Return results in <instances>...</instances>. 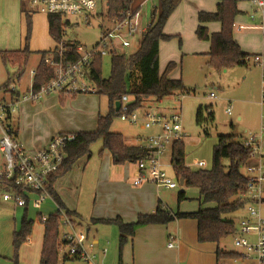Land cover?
Here are the masks:
<instances>
[{
    "label": "rangeland",
    "instance_id": "374dc122",
    "mask_svg": "<svg viewBox=\"0 0 264 264\" xmlns=\"http://www.w3.org/2000/svg\"><path fill=\"white\" fill-rule=\"evenodd\" d=\"M144 0H138L136 7L141 6ZM160 0H147L139 7L141 12V23L147 27L152 19L154 6L159 9ZM6 0H0V101L3 98H10V92L3 89L6 82L13 84L15 88L24 93L32 84V72L36 69L41 60V53H31L27 63L2 62L1 52L10 50L8 46H21L13 50L25 49L27 37L26 17L20 16L13 8L8 9ZM217 0H182L178 7L169 16L164 27V33L169 38L161 40L159 52L160 71L164 72L170 62L175 66L169 73L170 78L181 79L185 90L174 91L171 95L159 100L151 97L143 101L140 108L136 110L139 118H142L146 112H180L183 118L185 131L184 141L185 164L193 166L194 162H202L205 167L200 169H209L212 165V152L219 135L236 134L239 137L248 135L249 132L259 133L264 126V119L261 117L260 100V71L261 67L253 61V56L264 52V29L257 27L260 24V17L251 19L252 5L249 2H238L244 4L246 9L240 11L235 16L233 24V38L238 42L241 50L250 55L246 65H235L229 67H217L210 61L209 52L211 42L200 39L197 35L199 25L198 12L206 10L216 11ZM23 5L30 13L32 28L28 43L30 51H46L45 45L49 35L47 29L46 15H40L30 11V4L24 0ZM107 0H104L99 8L101 16H96L86 24L80 16L68 15L69 25L65 27L63 37L67 41L78 42L84 46V49L91 50L100 40L102 29L109 26L106 18ZM13 13H18L16 17ZM66 18H64L65 21ZM245 24V25H241ZM209 33L220 31L221 24L218 21L210 22L208 25ZM241 29H240V28ZM142 36L137 34L129 38V47L125 48L123 53L130 57L136 53L140 47ZM1 46H5L1 48ZM48 50V49H47ZM102 75L108 78L111 74V55L103 58ZM24 71L20 76L21 71ZM20 78V79H19ZM10 79H12L10 81ZM11 90V89H10ZM214 93L217 98H212ZM26 107L24 112L23 109ZM201 108V124L197 123V112ZM231 108V114L227 109ZM99 111L104 114L107 111V97L91 92L68 93L62 95L57 92L45 94L36 101L20 102L18 109L14 112L12 120L18 122L21 128L19 141L26 147H30L34 142L51 134L52 136L61 132H72L77 128L96 130L97 118L94 112ZM21 113V116H20ZM111 130L121 132L126 138L134 137L136 134L147 136L149 131L140 124H132L121 116L113 118ZM150 134V133H149ZM51 136V137H52ZM50 137V138H51ZM264 141V133H263ZM127 142L133 143L132 140ZM103 148L101 139H97L91 144L92 157L87 165L85 179L93 180L94 171L92 166L95 162L101 161L100 151ZM171 157V148L166 151L164 160ZM264 163V158L262 159ZM0 163L4 164V159L0 153ZM225 165H229L228 159L224 160ZM198 169V168H191ZM167 172L175 177L173 167H167ZM245 173V169H242ZM86 182V183H87ZM95 184L83 186L82 188V212L84 219L75 227L78 232H86L90 229L88 243L93 242V237L100 239V245L95 244L93 250L96 256V264H119L118 258V225L114 223L92 222L89 218L94 201L92 187ZM166 190V188L161 187ZM186 191V199L178 202L177 194L179 191ZM172 194V201L175 211L194 210L198 207V191L194 187H179L177 189L167 190ZM5 190L0 188V252L3 256L11 253L9 258H13L14 249L11 245L12 230L14 223L18 222L20 217L15 218L16 212L13 202H4L3 195ZM264 212V204H262ZM245 209V208H244ZM244 209L235 213V221L241 218ZM33 211V210H32ZM182 212V211H180ZM30 215H33L30 212ZM175 229V225H174ZM173 229V230H174ZM175 231V230H174ZM8 232V239H7ZM189 237V232L183 231V236ZM182 236V233H181ZM235 235L223 240V245L227 250H236L234 244ZM168 239L166 240L167 243ZM59 255L58 264H88L83 259L74 258L63 262L64 252L68 250L66 246L62 247L61 236L59 237ZM166 243L159 240L160 253L164 257L175 259L177 264H223L214 260V253L209 250H193L190 243L183 249L181 258H178L177 249L168 250ZM204 249V248H203ZM21 250V249H20ZM105 250V252H104ZM20 254V251H19ZM251 252V257L254 255ZM123 259V254H122ZM225 264H236L232 259H225ZM123 262V261H122ZM248 260H243V264H248Z\"/></svg>",
    "mask_w": 264,
    "mask_h": 264
},
{
    "label": "trees",
    "instance_id": "16d2710c",
    "mask_svg": "<svg viewBox=\"0 0 264 264\" xmlns=\"http://www.w3.org/2000/svg\"><path fill=\"white\" fill-rule=\"evenodd\" d=\"M22 1V11L25 13L27 21V37L25 49L5 50L1 52L2 62L27 63L32 51L28 48L32 22L30 13L26 11L24 0ZM28 2V0H26ZM137 0H107V20L123 18L128 13H135L139 10L136 7ZM182 0H160L159 9L154 7L150 25L143 35L140 47L136 53L127 57L124 53H114L111 56V74L108 78L102 75V57H95L89 72V78L95 85V94L107 97L108 109L105 114H100L95 131H84L74 133L75 138L65 146V159L61 169L53 173L47 185L50 195L55 199L61 209L65 208L60 197L53 191V181L64 175L71 169L74 163L83 156L91 155V144L97 139L103 142L101 151L108 149L114 162L124 163L126 161L136 162L143 158L147 150L127 145L122 134L111 130L113 118L121 116L120 110H116V102L122 95L128 94L132 100L130 112L137 110L143 101L151 97L159 100L171 95L174 91L185 90L181 79L169 77L170 71L175 66L170 62L165 71H160L159 66V45L161 40L169 38L164 33V27L171 13L178 7ZM236 1L218 0L215 12L200 11L198 13L199 25L197 35L200 39L209 40L211 49L209 52L210 61L217 67H229L235 65H246L250 55L241 50L238 42L233 38V24L235 16L238 14ZM49 32L56 42V47L51 51L41 52V60L38 63L32 80V89L36 92L54 76V67L46 62L47 58L65 63L76 62L81 56L77 50L78 42L67 41L63 34L69 22H64L63 16L59 14L48 15ZM218 21L221 29L218 32L209 33L206 23ZM102 29V27L100 26ZM59 45L64 52L60 55ZM24 71L22 70L20 76ZM20 79V78H19ZM12 79H10L11 81ZM9 82H6L3 89L10 92L12 100L19 97L18 91L10 90ZM17 90V89H16ZM68 93H62L65 95ZM201 108L197 112V123L201 124ZM17 135V131H14ZM101 153V152H100ZM172 160L176 164V177L184 181V186L198 189L201 205L212 204L211 207H202L194 212H173L163 203H159L157 209L148 214H140L133 222H124L121 218L111 220H95V222L114 223L118 225V258L119 264L122 262V254L125 245L134 236L137 228L149 224H168L175 219L192 218L197 221V239L200 243L220 244L224 239L234 235L238 228L235 221V213L244 209L249 203L245 194L247 192L249 179L242 172L243 166L249 162L250 150L246 148L236 134L219 135L212 152V165L209 169H191L185 166V144L183 140L175 141L172 145ZM228 159L230 164H224ZM0 188L2 190L14 191L26 197L19 186L14 181L0 178ZM27 199V197H26ZM186 199V191L178 192V201ZM264 203V200H263ZM30 204L28 203L26 207ZM27 209V208H26ZM67 216L71 219L74 213L67 211ZM73 222V221H72ZM45 235L40 264H58L59 237L61 227L60 211L49 215L45 221ZM33 221L28 220L25 212L21 226L13 232V264L19 263V251L21 245L25 243L32 232ZM217 260L242 259V253L237 251L222 249L218 247L216 252ZM74 259V258H73Z\"/></svg>",
    "mask_w": 264,
    "mask_h": 264
},
{
    "label": "built area",
    "instance_id": "2783aa9c",
    "mask_svg": "<svg viewBox=\"0 0 264 264\" xmlns=\"http://www.w3.org/2000/svg\"><path fill=\"white\" fill-rule=\"evenodd\" d=\"M104 0H28L30 11L33 13H43L46 15L59 14L67 20L68 15L80 16L86 24L96 16H101L99 8ZM146 1V0H145ZM141 4L140 7L145 3ZM249 2L255 11L251 14V19L260 17V24L257 26L264 29V0H229ZM141 13H128L123 18L108 20L109 26L102 27V34L99 42L91 50L84 49L83 45H78L77 50L81 53L76 62L63 63L47 58L46 62L54 67V76L46 82L39 91L32 89V84L28 90L14 100L0 101V153L3 156L4 164L0 163V178L14 181L16 186L21 188L27 197L10 190L3 195L5 200L13 201L17 206L26 207L29 203L36 208L50 197L47 185L53 173L58 172L65 159V146L75 138L73 133H58L54 135L46 146L40 148L35 154L29 153L24 145L15 135V129L9 124L14 112L18 109V103L26 101H36L45 94L57 93H96L97 89L91 79L89 72L95 57L104 58L114 53H123L129 47V38L140 34L142 37L146 33L147 27L141 23ZM240 28V27H239ZM241 29V28H240ZM60 55L64 52L61 45L58 47ZM250 59V58H249ZM253 61L262 69L260 107L261 117L264 119V53L253 56ZM35 71V70H34ZM32 72V75L34 74ZM12 91H16L15 86H10ZM212 98H217L211 93ZM121 117L129 120L132 124L141 123L146 129L157 128L158 132L149 134L140 139L138 147L146 149L147 153L143 158L138 159L135 164L138 168V175L133 180V184L139 186L145 182H152L158 187L167 189H177L181 187L180 179L173 178L166 170L167 167L176 168L172 158L165 161L164 157L168 148L172 149L175 141L183 140L185 136L183 118L180 112H146L139 118L136 110L130 112L132 100L128 94L122 95ZM231 114V108L227 109ZM264 127L259 133L249 132L242 136L240 142L250 150L249 162L243 166L245 175L249 179V184L245 197L249 203L245 205L246 215L236 221L238 228L234 234V244L236 248L243 249V259H249L251 252L255 253L259 264H264V212L262 208L264 200ZM189 168H201L202 162H194ZM47 217L42 216V221ZM64 225L70 226V231L60 234L62 246L68 248L66 254L72 258H79L88 264H96V256L93 253L95 244L88 243V232H78L72 226L68 217L64 219ZM175 237L171 236L168 247L175 246ZM105 252V250H104ZM242 264V263H239Z\"/></svg>",
    "mask_w": 264,
    "mask_h": 264
},
{
    "label": "crops",
    "instance_id": "0c3cea01",
    "mask_svg": "<svg viewBox=\"0 0 264 264\" xmlns=\"http://www.w3.org/2000/svg\"><path fill=\"white\" fill-rule=\"evenodd\" d=\"M240 2H245V1H240ZM4 4H6L8 9L13 8L16 12L19 11L20 12L19 14L22 18L23 16H25V13L22 11L21 0H6V3ZM216 7H217V3H216ZM237 7L242 12L243 10L246 9L244 4L241 5L237 4ZM201 11H206V10H201ZM252 11L253 12L255 11L254 7H252ZM17 14L18 13H13L15 17ZM37 14L46 15L43 13H37ZM46 21H47V29L49 35L46 38L47 43L45 45V48H42L41 50L46 49V51H51L56 47V42L51 37L49 32L48 15H46ZM66 21L70 23L69 20ZM209 23H206L205 26L208 27L207 25ZM241 25H245V24H241ZM19 46H21V42L18 43V46L12 45L8 47L11 48L10 50H13V48H17ZM4 47L5 46H1V48ZM159 49H160V45H159ZM41 52L44 51H40V49H38L37 51H32V53H41ZM260 73H261L260 74V81H261L262 69ZM19 94L21 95L22 93L19 92ZM9 95L11 96V94ZM3 99L7 101L12 100L11 97L8 99L7 98H3ZM107 109H108V103H107ZM25 110L26 107H24L22 112H24ZM94 113L98 121V116L102 113L99 111V109ZM8 122L17 131V135L20 138L21 128L19 127L18 122H16V120H12V118ZM138 124L142 125L141 123ZM148 130L149 131L146 133V135H149V133L154 134L158 132L157 128H152ZM84 131H95V130L77 128V130L72 132H61V133L74 134ZM118 133L122 134L121 132ZM142 135L136 134L134 137L131 138H126L123 135V137L125 138V142L127 145L138 147L140 139L144 137ZM51 136H52L51 134L45 136L44 138L34 142L29 148L26 146L24 147L29 153L35 154L40 148L47 145L49 140L53 137ZM127 139L132 140L133 143L127 142ZM183 142L186 148V142L184 141V139ZM100 152H101L100 155H102L100 157L101 161L95 162L94 165L92 166V169L95 174L93 180L89 179V181L87 182V179H85L86 168L93 155L91 151V155L81 157L79 160H77L74 163V165L71 167L69 171H67L64 175L57 177L53 181L52 184L53 191L56 192L57 195L60 197L65 208L61 209V207L58 205V203L51 195L41 204L39 208H36L33 205H29L28 207H20L17 206L13 201H11L13 202V205L15 207V212H16L15 218L17 219L18 216L20 217L19 223L18 222L14 223V228L12 230L11 245L13 242V232L20 228L21 221L25 212L27 213L28 220L33 221L31 235L29 236L28 240L21 245L20 248L21 249L19 254L20 264H40L44 235H45V225L41 219L42 216L48 217L49 215L60 211L61 214L60 234H62L63 232H68L71 229L69 225H64V219L68 217L66 215L67 214L66 212L70 211L74 213V216L72 217L73 222L69 217L68 218L70 219L72 226L74 228L78 227V225L84 219L83 217L84 214L82 212V208L84 209V207L81 197L83 186L95 184V186L92 187L94 193V201L91 209V214L89 216L92 222H94L95 220H111V219H116L118 217L121 218L124 222H133L137 219V217L140 214H148L155 211L159 203H163L169 210L176 212L172 208L174 207L173 202L175 200L172 201L171 200L173 198L172 194L167 192V190H171V189L166 188V190H163L161 189V187L156 186L152 182H145L139 186L134 185L133 180L138 175V168L135 162L126 161L124 163L117 164L114 162V157L108 149H105ZM171 154H172V149H171ZM171 158L172 155L170 159ZM203 167H205V164ZM181 187H185L184 184ZM3 200L4 202L10 201V200H5L4 198ZM176 200L178 201V194ZM197 200H198V207L196 209L192 211L190 210L188 211V210H184L185 208H182L179 209V211L182 212L197 211L200 208V206H202L200 203L199 191H198ZM211 206L212 204H205L202 207H211ZM244 211L245 212H243L242 216L246 215V210L244 209ZM30 212H32L33 215H30ZM174 225H175V229H174ZM184 230L185 232L187 231L189 232V237H187L186 235L183 236ZM86 232H88V235L90 236L89 228L87 229ZM171 236L175 237L176 239L174 247H168V242ZM7 239H8V232H7ZM160 239L164 241V244L168 239L166 243V248L168 250L177 249L179 259L182 256L183 249L188 247V242H189L190 243L189 245L192 246L191 248L193 250L200 249V250L212 251L214 253V260L217 263L222 261L223 264H225V262H227V260L225 259L218 261L216 256L218 247H221L224 250L226 249V247L223 245V241L220 244L211 243V242L200 243L197 239V221L192 218H180V219H175L174 221L168 224H149L137 228L134 236L125 245L123 249V259H122L123 264H177L175 262V259L162 256L159 249ZM93 243L100 245V239L97 236H94ZM235 251L239 253L244 252L243 249H239V248L236 249ZM66 252H64L63 255V262L69 259H73L72 257L67 256ZM8 255L11 256V253L8 252L7 256H3L2 252H0V264H13V258H9ZM232 260L236 264L242 263L243 260H248L249 261L248 264H259L255 254L249 259L242 258V259H232Z\"/></svg>",
    "mask_w": 264,
    "mask_h": 264
},
{
    "label": "water",
    "instance_id": "95a60500",
    "mask_svg": "<svg viewBox=\"0 0 264 264\" xmlns=\"http://www.w3.org/2000/svg\"><path fill=\"white\" fill-rule=\"evenodd\" d=\"M120 107H121V103H120V101H117L116 102V110L117 111L120 110ZM180 184H181V186L184 184V181L182 179L180 180Z\"/></svg>",
    "mask_w": 264,
    "mask_h": 264
}]
</instances>
